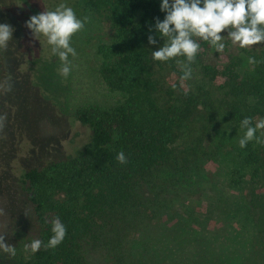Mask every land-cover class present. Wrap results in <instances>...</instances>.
Returning <instances> with one entry per match:
<instances>
[{"label":"trees","instance_id":"trees-1","mask_svg":"<svg viewBox=\"0 0 264 264\" xmlns=\"http://www.w3.org/2000/svg\"><path fill=\"white\" fill-rule=\"evenodd\" d=\"M62 2L71 7L78 18L88 17L83 29H90L93 21L108 24L112 39L108 44H101L99 52L112 60L104 61L99 72L106 86L121 92L122 98L108 108L76 109L68 117L70 124L78 122L88 131L75 155L53 160L44 167L28 165L21 170L15 183L19 189L15 211L19 219L13 220L19 230L20 243H8L16 248L15 256L0 250V264H89L84 248L97 236V228L99 235L104 234L105 227L99 225V220L104 219V223L117 219L125 228L138 232L136 227L155 214L146 210L148 204L140 189L147 185L163 187L161 179L169 169L181 175L185 171L190 180L195 178V182H199L203 173L196 162H204L206 157L227 145L236 147L230 138L232 133L219 131V124L229 120L246 130L241 122L250 117L254 127L253 114L244 113L242 106H251L246 102L249 98L254 106L264 103V79L242 78L239 69L242 60H236L231 52L227 53L224 63H216L221 52L195 38L201 47L194 62L207 74L226 82L233 95L242 94L243 101L228 102L222 122L217 120L220 111L217 101L207 96L206 103L204 94L187 92L183 95L179 90L177 102L161 104L159 82L151 61V48L155 44L148 42L149 35L157 42L163 40L154 28L156 18L163 21L166 15L161 12L158 0H0V23L14 28L7 48L0 49V91L7 112L14 108L16 115L23 119L31 108L28 103L31 101L26 98L15 102L30 94L27 89L30 87L43 92L37 94L42 107L60 110L69 76L65 78L60 74L62 62L52 53L47 38L40 35L36 39L25 22L46 10L54 11ZM79 35L77 32L73 37ZM177 58L180 66L187 62L184 56ZM180 72L182 76V69ZM8 83L12 85L11 91L5 90ZM21 88L25 89L24 93L19 91ZM121 151L127 158L126 164L116 159ZM50 155L55 156L56 152ZM245 161L258 163L259 157L250 149ZM63 165L67 173L62 178L58 172ZM259 167L252 168L254 175ZM58 192H65L67 197H57ZM56 217L67 229L63 242L55 248L42 245L35 253L30 249L26 252L24 245L35 239L47 244L53 235L51 221ZM263 223L264 208L258 216V226Z\"/></svg>","mask_w":264,"mask_h":264},{"label":"rangeland","instance_id":"rangeland-1","mask_svg":"<svg viewBox=\"0 0 264 264\" xmlns=\"http://www.w3.org/2000/svg\"><path fill=\"white\" fill-rule=\"evenodd\" d=\"M92 24L90 29L79 31L80 35L71 39L76 55L71 56L73 65L61 111L42 107L43 102L37 94L43 92L30 87L27 88L30 94L15 102L26 98L31 101L23 121L14 108L7 112L0 91V115L7 117L4 129L0 131V235H4L6 244L20 243L19 230L13 220L19 219L15 212L19 189L15 183L21 170L28 165L44 167L53 160L75 155L88 131L78 122L70 124L68 117L76 109L108 108L122 98L121 92L106 86L99 72L104 61L112 60L109 55L99 52L101 44L111 42L112 31L106 22L93 21ZM227 34V31L221 33L225 36V49L216 63H224L227 53L231 52L236 60H242L239 68L242 78L249 81L264 79V44L240 48L227 38ZM163 43L164 40L157 42L151 48V55ZM249 58H255L257 63H249ZM151 61L159 82L161 104L177 102L179 90L183 95L187 92L204 94L206 103L207 96L217 101L220 109L217 120L222 122L228 102L232 99L239 103L243 101L242 94L233 95L226 82L207 74L197 62L190 65L191 78L182 81L179 58L168 61L152 58ZM19 91L24 93L25 89ZM246 102L251 106H242L243 112L253 114L255 126L264 119V103L254 106L250 98ZM222 124L224 126L219 124L217 129L231 132L233 137L230 138L236 147L227 145L206 157L204 162H196L203 173L202 177L198 174L199 182H195V178L190 180L185 171L181 175L177 170L169 169L161 179L163 187L147 185L140 189L148 204L146 210L149 213L155 211V214L145 226L143 223L136 227L138 232L125 228L117 219L104 223V219L99 220V225L105 227L104 234L99 235L97 228V236L84 248L89 264H264V223L258 226V216L264 208V143L253 139L241 148L239 141L246 130L229 120ZM256 136L264 141V129H258ZM250 149L258 155V163L245 161ZM53 151L55 156L50 155ZM259 165L257 175H254L252 168ZM66 169L63 165L58 172L62 178ZM58 193L57 197H67L65 192Z\"/></svg>","mask_w":264,"mask_h":264},{"label":"clouds","instance_id":"clouds-1","mask_svg":"<svg viewBox=\"0 0 264 264\" xmlns=\"http://www.w3.org/2000/svg\"><path fill=\"white\" fill-rule=\"evenodd\" d=\"M202 5V6H201ZM161 12L166 15L161 21L156 18L155 31L163 38L164 43L158 50L152 52V58L157 61H168L178 56L186 57L187 62L181 64L183 75L181 80H188L192 76L190 65L200 50L199 40L214 46L217 52H223L225 36L240 48L264 44V0H162ZM88 17L78 18L74 10L65 3H60L54 11H44L31 16L25 26L37 39L40 35L47 38L52 45V53L58 55L62 62L60 74L67 78L71 72L69 56H75L76 50L71 46L74 34L83 30ZM149 31H152L150 28ZM14 28L10 24L0 23V49H6L8 42L13 38ZM198 38V39H195ZM149 44H156L153 35L148 36ZM249 63L255 64V58H249ZM11 83L7 84L6 91H11ZM6 114L0 115V131H3ZM246 128L243 138L240 139L241 148L246 147L249 141L255 139L257 143H264L257 136L258 129H264V119H260L252 126L250 117L241 122ZM117 161L126 164L127 158L121 151L117 154ZM47 223V221H46ZM53 235L44 244L35 239L24 245V250L37 252L42 245L46 248H55L65 239L67 229L59 217L52 221ZM0 250L11 256L16 255V248L4 242V235H0Z\"/></svg>","mask_w":264,"mask_h":264}]
</instances>
